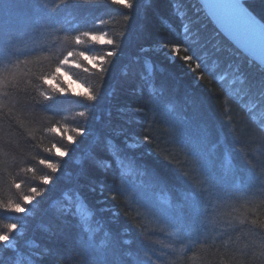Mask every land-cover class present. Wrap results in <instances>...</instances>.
Wrapping results in <instances>:
<instances>
[{"label": "trees", "instance_id": "1", "mask_svg": "<svg viewBox=\"0 0 264 264\" xmlns=\"http://www.w3.org/2000/svg\"><path fill=\"white\" fill-rule=\"evenodd\" d=\"M132 2L128 9L111 0H0V71L7 68L14 85L0 87V232L28 223L21 238H12L15 251L0 245V264L32 253L42 254L33 257L36 264L259 259L264 126L259 107L248 111L255 96L243 91L259 81V66L220 34L196 0ZM246 6L264 9L260 0ZM84 32L104 33L115 43H93ZM77 35L85 42L76 45ZM173 46L179 47L175 58ZM85 49L90 57L115 52L105 57L103 74L93 67L97 61L79 57ZM68 52L81 64L62 69L60 87L68 92L37 104L38 77L53 72ZM185 55L200 59L186 63ZM72 84L97 99L77 96ZM53 126L57 133L47 131ZM26 195L34 196V205L20 220L4 206L22 204ZM77 199L84 205L83 228L80 217L59 212ZM60 224L68 240L56 237ZM122 240L131 248L125 256Z\"/></svg>", "mask_w": 264, "mask_h": 264}, {"label": "snow or ice", "instance_id": "2", "mask_svg": "<svg viewBox=\"0 0 264 264\" xmlns=\"http://www.w3.org/2000/svg\"><path fill=\"white\" fill-rule=\"evenodd\" d=\"M112 4L115 5H121L124 8L131 9L133 7L132 0H111ZM249 4V0H228L227 3L224 4H208L205 5L209 9V13L213 16L217 14L218 9H227L232 14V17L238 22L240 27H242L244 35L248 38L245 42V48L247 50V53L249 57L251 58L250 63L258 61L259 63V73L260 78L259 81L255 84L249 85L247 89H244V94L249 95L250 93L253 94L256 98L255 103L249 104V114H253L255 110L259 107L261 109V118L259 120V123L261 126H264V9L261 10L259 13H254L253 10H250V7L246 6ZM260 4L264 5V0H260ZM178 14L180 15L181 19H183V16L186 15V13H180L179 12V5H175ZM125 19L127 20L128 17L126 16ZM98 24L103 25L105 23L104 20H98ZM185 32H187V27H185ZM83 37L87 38L93 43H99V44H107V45H113L115 43L112 39H105V34L101 33L100 35L93 34L92 32H84L81 34ZM81 35H77L74 37L76 45H80L84 43L85 41L82 40ZM259 39V55L257 56V49L254 43L255 38ZM90 49H85L84 51H80L78 53L79 57L82 58L84 61H88L89 63H92L93 61H97L98 63L93 64V67L96 68L101 74L105 72V68L102 66L103 64L107 63V60L105 57H112L115 52L114 51H108L104 56L99 57H90L89 55H86V52ZM170 52L172 54L171 58H175V55L179 52L178 46H173L170 49ZM73 57V52H68L66 56L62 60L59 61V63L56 65L55 70L49 74H41L38 79L40 80V84L37 85V90L39 91V96L42 98L41 100H37L36 103L39 105H44L45 102L53 101L56 98V94H66L68 92L67 88L60 87V77L64 75L65 73L62 71V69L65 66H71L75 67L77 69L81 68V64L75 62L73 59H70ZM200 59L199 57L189 56L185 55L182 57L183 61L186 63L191 61L192 59ZM203 61L201 63H197L195 66V69H192V71H195L196 69H200L202 67ZM206 68V65H205ZM87 71V69H85ZM237 71H239V66L237 67ZM198 79H203V76L197 77ZM237 80L240 81L241 84H244L245 81L241 79V77H236ZM55 81V83H54ZM235 82V80L233 81ZM14 86L10 81L8 77V70L5 68L4 70L0 71V87ZM47 86V87H45ZM77 96L82 97L86 101H95L97 99L96 95L90 91V90H84L83 92L75 93ZM2 95H7V93H3ZM0 107H3L2 103H0ZM137 111H140V109H137ZM80 116H84V112L79 113ZM47 131H50L52 133H57L59 129L56 126H53L50 129H47ZM74 131L77 132V134H82L83 129H75ZM69 142L73 141V137H68ZM145 141L149 140V137L146 135L144 137ZM53 148L56 149V153L63 157L66 155L64 151H61L60 148L56 147L55 144L52 145ZM110 154L113 156V158L120 162V155L119 152L115 149V145L110 146ZM46 151L51 152V149H46ZM41 164H46L48 168H50L53 172L57 171V165L53 163H49L45 160L40 161ZM105 167H111V164H105ZM28 171H32V169H28ZM42 180L45 184H48L51 182V178L48 176L42 177ZM15 187L19 189L21 185L19 183L15 184ZM261 193H264V181H261L258 189ZM32 193H35L39 195L37 192V189L33 187L30 190ZM34 199V196L26 195L23 197V200L25 204H31ZM264 203V201H262ZM5 208H10L16 212L23 213L26 212L27 209L25 207H22L19 203L17 204H11L4 206ZM84 207L83 202L80 199L75 200V202H70L67 207H62L59 212L60 215L63 217H80L81 222L80 226L83 228V217L84 213L82 212V208ZM255 223V221H253ZM16 224H9L7 225L8 231L7 232H0V245H3L5 247H12L15 251V245L12 243V236H10L9 233L15 232L17 229ZM264 227V225H262ZM260 248L262 251L259 253V259H249L247 261V264H264V243L260 244ZM42 254L39 253H32L28 256L19 255L17 259V264H36V261L33 259L35 256H40ZM242 257L246 256V253L241 254ZM150 259V258H149ZM232 264H244V259L240 260H233Z\"/></svg>", "mask_w": 264, "mask_h": 264}, {"label": "water", "instance_id": "3", "mask_svg": "<svg viewBox=\"0 0 264 264\" xmlns=\"http://www.w3.org/2000/svg\"><path fill=\"white\" fill-rule=\"evenodd\" d=\"M196 2L201 6L203 12L207 15V17L210 19L215 28L220 32V34L226 40H228L235 48H237L242 54H244L247 58L251 60L244 46L248 38L244 35L242 27H240L238 22L232 17L230 11L227 9H218L217 14L213 16L209 13V9L205 6L208 4H224L227 3L228 0H196ZM254 43L257 49L258 56V37L255 38ZM254 63L259 66L258 61H255Z\"/></svg>", "mask_w": 264, "mask_h": 264}, {"label": "rangeland", "instance_id": "4", "mask_svg": "<svg viewBox=\"0 0 264 264\" xmlns=\"http://www.w3.org/2000/svg\"><path fill=\"white\" fill-rule=\"evenodd\" d=\"M89 64H91V63H89ZM92 65V64H91ZM72 86H73V89H74V92H76V93H78V92H83L84 91V89H83V87L81 86V85H73L72 84ZM248 111H249V109H248ZM24 201V200H23ZM22 207H25L26 209H27V211L26 212H23V213H19V212H16L15 211V213L18 215V217H19V219L20 220H26V219H28V217L30 216L29 214H30V208H32L33 207V201H32V203L31 204H25V202L24 203H22V204H20ZM19 220V221H20ZM42 222H45V223H48V221L46 222V219H44ZM28 225V223L26 222L25 224H22V223H20V224H18L17 226V229H16V231L15 232H12L11 234V236H12V238H15V239H19V238H21L22 237V234L24 233V229L26 228V226ZM63 228H65V226H62L61 224L59 225V229H57V232H55L54 231V233L56 234V237L58 236V237H60V238H65V239H69V235L67 234V230L66 231H62L63 230ZM62 229V230H61ZM65 230V229H64ZM68 235V236H67ZM53 240H55L54 239V237H53ZM15 240L14 239H12V243H13V245H15ZM114 246V245H113ZM118 247H119V244H117V246H116V248L115 249H118ZM8 248V247H7ZM9 248H11V249H13L12 247H9ZM15 249H16V247H15ZM131 248L129 247V245H128V243H127V241L126 240H122L121 242H120V250H122L123 252H121L122 253V256H125L126 254L124 253V252H126V251H128V250H130ZM125 250V251H124ZM112 252H111V250H109L108 251V255L110 256V257H112ZM106 258H109V257H106ZM105 258V259H106ZM111 259V258H110Z\"/></svg>", "mask_w": 264, "mask_h": 264}, {"label": "bare ground", "instance_id": "5", "mask_svg": "<svg viewBox=\"0 0 264 264\" xmlns=\"http://www.w3.org/2000/svg\"><path fill=\"white\" fill-rule=\"evenodd\" d=\"M251 185V184H250Z\"/></svg>", "mask_w": 264, "mask_h": 264}]
</instances>
